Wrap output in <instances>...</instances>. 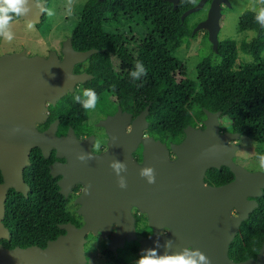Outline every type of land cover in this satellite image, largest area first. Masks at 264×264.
<instances>
[{
	"label": "water",
	"instance_id": "water-1",
	"mask_svg": "<svg viewBox=\"0 0 264 264\" xmlns=\"http://www.w3.org/2000/svg\"><path fill=\"white\" fill-rule=\"evenodd\" d=\"M167 1L176 8L178 0ZM204 1L200 0L183 12L182 18L198 10ZM221 1L212 0L207 18L197 25V28L208 30L214 51L219 41ZM39 3L40 7L45 6V0ZM28 6L32 14L26 19L39 23L43 13H39L34 0H28ZM97 51L95 48L77 51L68 38L63 43L62 59L57 57L55 50H50L48 56L28 55L25 48L0 54V239L10 238L9 229L3 223L8 189L13 188L24 196L30 189L23 170L30 163L32 147L38 146L47 156L46 150L53 146L58 156H66V162L50 165L53 177L62 175L57 181L61 194L67 196L74 182H82L84 189L88 188V192L84 193L83 189L76 199L81 203L79 212L84 216L80 227L70 222L59 224L65 233L47 240L44 247L32 244L9 248L0 242V264H87L83 244L89 230L100 229L105 237L116 222V231L109 244L111 249L122 245L125 237L135 238L134 217L130 212L133 205L149 211L150 224L155 230L141 240L139 254L159 244L161 254L191 245V249L203 252L210 264H264V244L255 257L234 261L228 255L229 244L240 223L258 206L251 197L262 195L264 171H250L232 160L237 146L226 142L240 133H219L220 110L204 108L203 128L186 125L183 139L171 142L168 147L160 139L143 136L149 125V105L133 119L119 107L98 123L105 127L108 140L105 153L97 156L89 151L93 142L91 134L78 140L69 127L67 135L58 137L55 135L58 120L43 131L38 130V124L47 118L46 102L54 105L67 92H72L75 84L86 81L90 75L74 73L73 66ZM129 125L131 129L126 131ZM140 143L143 146L141 163L132 156ZM170 149L177 155L172 161H169ZM89 153L92 159L87 158ZM80 156L85 159L80 160ZM114 160L126 165V171L119 174L126 181L124 189L118 186L119 177L110 167ZM221 164L231 169L234 178L218 186L204 185L205 169ZM147 167L154 169L153 184L140 175L141 169ZM232 209L235 215L231 214ZM170 216L176 219L174 232L166 237L157 236L155 218L170 221ZM157 240L161 241L154 242ZM168 241L172 242L171 249L164 247ZM149 243L154 245L148 247Z\"/></svg>",
	"mask_w": 264,
	"mask_h": 264
},
{
	"label": "trees",
	"instance_id": "trees-1",
	"mask_svg": "<svg viewBox=\"0 0 264 264\" xmlns=\"http://www.w3.org/2000/svg\"><path fill=\"white\" fill-rule=\"evenodd\" d=\"M49 1L45 0V6ZM45 14L39 24L44 22ZM252 15L250 9L243 10L236 30L244 32L259 28L257 37H242L239 41L228 37L220 39L217 50L212 48L196 63V77L190 79L177 54L190 33L183 29L178 7L172 8L167 0H86L72 29L74 47L107 49V39L101 36L106 32L107 20L110 19L109 23L117 20L121 26L136 22L152 33L136 47L157 48L161 52L160 81L155 86L130 83L114 88L98 84L95 78L89 79L57 101L49 120L58 117L61 125H72L78 134L90 132L92 109L85 110L74 96L83 98L85 89H93L102 114L115 109L117 104L136 114L149 105L147 133L168 143L182 139L186 125L201 122L205 118L204 108L220 110L219 118L226 116L229 119V124L224 127L256 142L258 156H264V56H261L264 25L259 26L258 21L254 23ZM16 19L14 17L12 21ZM133 32L132 27L130 33ZM106 49L92 54L88 63L93 57L104 54ZM44 126L45 123L40 125L41 128ZM30 160L23 171L24 180L30 186L28 195L13 188L7 191L3 223L9 229L10 238L0 240L5 247L43 246L61 232L59 223L71 219L66 211L68 200L58 192L38 148L32 149ZM216 173L208 171L209 182L222 183L232 178L227 168L218 181ZM258 202V207L241 222L229 245L228 255L234 261L255 257L264 243V189Z\"/></svg>",
	"mask_w": 264,
	"mask_h": 264
},
{
	"label": "flooded vegetation",
	"instance_id": "flooded-vegetation-1",
	"mask_svg": "<svg viewBox=\"0 0 264 264\" xmlns=\"http://www.w3.org/2000/svg\"><path fill=\"white\" fill-rule=\"evenodd\" d=\"M199 1L200 0H178L177 1L176 8L178 7V9L180 11L179 19L183 24V29L188 31V33L190 31L187 41L181 46V48L184 47L185 50L189 49L193 42H205V43H208V48L209 47L212 48V44L209 41L208 30L205 27L197 28V25L200 24L201 22H203L207 18L212 0H205L198 10L191 11L182 18L183 12H185L189 8H192L193 6H195ZM237 1L242 2V0H222L220 2V17H219L220 28H221L222 22L226 19L225 16H226L227 12H229V11L231 12L233 10H236ZM169 2L171 3L172 8H173V3L171 1H169ZM242 4H243V9L241 10V13L245 9H250L253 12L252 21L255 23L257 21L256 17L258 15L259 11L261 9H264V0H243ZM238 18H239V16H238ZM109 20H107L106 21L107 23H105L106 24V32L101 34V36H103L107 39V43H108L109 47L107 49L105 47L95 48L98 50L97 52L102 51L103 49H106V52L104 54L97 55V56L93 57V59L90 61V63H88L89 57L83 62L76 63L73 66V72L74 73L86 72L87 74L90 75V77L87 80L95 78L97 80L98 84L107 85L108 87H114V88L115 87H121V86H128V85H130V83L147 84V85H153V86L157 85V83L160 81L159 78H160V72L162 69V66L160 64H158L161 60L159 57L161 52L157 48H155V49L150 48V49L144 50L141 47H139V48L136 47L137 45L138 46L142 45V43L145 41L144 38L150 34L152 35V33H150V31H147L144 26H141V25L137 24L136 22L129 23L128 24L129 26H127V24L121 26L117 20L113 19L112 21H110V23H109ZM75 23H76V21L74 22V24ZM260 24L261 23H259V26H260ZM132 25H135L136 28H134L135 32L130 33V29L132 28ZM125 26L127 27L126 29H125ZM238 33H241L240 38L248 36L249 38L254 39L255 37H257V35L259 33V28L246 30L244 32H238ZM247 34H250V35H247ZM68 38H70L71 45L75 50H77V51L87 50V49H77L74 47V43H73V39H72V30H71L70 34L68 36H66V39H63L61 41L58 50L49 49L46 54H40V55L48 56L50 50H55L57 53V57L59 59H62V57H63V54H62L63 43ZM218 38H219V32H218ZM219 40H220V38H219ZM88 49H90V48H88ZM97 52H95V53H97ZM33 54H36V53H32V54H28V55H33ZM206 55H204V56H206ZM261 56H264V51L261 53ZM137 61L142 62L145 69L147 70V74L144 76H141L140 79H135L130 75V73L135 70V65H136ZM84 82H82V83H84ZM79 84H81V83L75 84L74 89L77 88L79 86ZM56 104H57V102L54 105L51 104L49 101L46 102L47 118L43 122L46 124V126L41 128L40 125L43 123L38 124V126H37L38 130L43 131V130L47 129V127L49 126V124L51 122H53L54 120H58V125H57V128L55 130V135H57L58 137H61V136L63 137L65 135H67L69 127H72L73 132L76 135L78 140H82L83 138H85L91 134V135H93V142L90 145L89 151L93 155H96V156L100 155L102 153H105V151L107 150V140H108V135H107V132L105 130V127L99 125L98 123L103 118H105L107 115L114 114L119 107L121 109V112H126V113L131 114L132 119L138 114V113L136 114V113L129 112L125 109H122L120 104H117L115 109L111 108L109 112L102 114L99 111V110H101V107L96 106V108L92 109V111L90 112L89 128L91 129V131L88 133H84V134H78V131L72 125L69 124L67 127H64L63 125H61L60 119L58 117H54L52 120H49L50 119L49 117L52 113L53 107H55ZM91 113H94L96 115L95 119L91 118ZM203 120L204 119H202V121L198 122L196 125H192V126L202 129L203 128ZM148 123H149V121H148ZM148 127H149V125H148ZM147 128L143 131V136H149V135L153 136V135L147 133ZM130 129H131L130 125L126 127V131H130ZM224 131H228L230 133L238 132V131H235V130H232L229 128H224V129L220 128L219 133L223 134ZM184 136H185V133H184V128H183V137ZM240 136H241V133L236 138H234V137L230 138L226 143L227 144H234L237 146V148L234 150L232 160L235 163H237V164L245 167L246 169H248L245 165H243V163H247V164L249 163L247 160L241 159L242 162H238V161L234 160V156L236 154H239V151H240V144L238 141V138ZM183 137H182V139H183ZM154 138L158 139L156 137H154ZM182 139H180L179 141H170L168 143L167 142H165V143L169 147V144L171 142L178 143ZM96 141L100 142V148L98 150L95 148ZM162 142H164V141H162ZM34 148L39 149L40 155L43 159V162L45 163V165L47 167L49 174H50V165L52 163H54V162L64 163L67 161L66 156H58L57 155V149H55L53 146L49 147L46 150L47 156H44L41 148H39L38 146H34L29 151L30 163H31V160H30L31 151ZM142 150H143V146L140 143V144H138L137 148L132 152V156L139 163L142 162ZM256 153H257V151H256ZM257 156H258V154H257ZM176 157H177L176 153H174L170 149L169 161H172ZM225 168H227L231 172L232 178L230 180H232L234 178V174L228 166H226L224 164H221L219 167L208 166L204 172V185L218 186V185H221V184H224V183L230 181V180H228L226 182L216 183L215 181L209 182V179L206 178L208 171L212 172V173H215V171H217V173H216L217 174V181L220 180L221 175L224 174ZM248 170H250V169H248ZM250 171H264V169L263 170L255 169V170H250ZM61 176H62L61 174H58L55 177H53L51 175V177L55 180L58 192H59L60 187H59L57 181L61 178ZM23 177H24V175H23ZM1 181H2V179L0 180V182ZM83 189H84V184L82 182H74L71 185L67 196H65L59 192L63 196L64 199L68 200L67 206H66V211L71 216V219H66L65 221H63L59 224L70 222V223L74 224L75 226L80 227L84 223V216L82 213L79 212V207H80L81 203L76 202V199L82 194ZM262 194H263V192H262ZM261 196H255V197L252 196L251 198H254L258 202V198ZM258 205H259V202H258ZM158 210H159L158 212L162 211L161 208H159ZM130 212H131L132 216L134 217L135 238L129 240L127 237H125V239L123 240V244L117 245L115 247V249L109 248V244H110V241L113 238L115 231H116V227H117L116 222H114L112 224V227L109 231V234H107L105 237H103V234H102L100 229H98L96 232L89 230L86 233V241L83 244V250L85 253V258H86L87 264H136L137 259L142 255V253L141 254L138 253V250H139V247L141 244V240L147 239L149 236H151L154 233L155 230H154L153 225L150 224V217H149V213H148L149 211L148 210L141 209V208L133 205L130 207ZM230 212H231V214L235 215L234 209H232ZM154 223H155L154 226L157 227V231L155 234L157 236L166 237V236L171 235L174 232V230H175L174 226H176V219L173 220V218L170 216V221H167L166 218L156 217ZM59 224H58V226H59ZM60 230H61V232L59 234L65 233L64 228H60ZM238 230H239V228H238ZM238 230H237V232H238ZM98 238L101 241V244L99 246L94 244L96 239H98ZM159 241H161V240H157L154 242H159ZM45 245H46V243L43 246H41V245L40 246L44 247ZM153 245H154L153 243H149L148 247H152ZM159 246L161 247L160 244H159ZM188 247L191 248V245H189Z\"/></svg>",
	"mask_w": 264,
	"mask_h": 264
},
{
	"label": "rangeland",
	"instance_id": "rangeland-1",
	"mask_svg": "<svg viewBox=\"0 0 264 264\" xmlns=\"http://www.w3.org/2000/svg\"><path fill=\"white\" fill-rule=\"evenodd\" d=\"M85 1L86 0H50L47 7L53 9L55 15L49 17L45 14V19L42 24H39L42 20L39 23H34L28 19L18 18L12 21L11 31L14 38L9 42L5 40L4 37L0 36V54L19 51L22 48H25L27 54H46L49 49L58 50L61 41L66 39V36L70 34V31L75 25L74 22L79 19L80 10ZM242 2L237 1L236 10L227 12L225 16L226 19L222 22L219 31L220 39L228 37L236 41L240 40L241 33L237 32L236 26L238 16L243 9ZM30 23L33 24V27L31 28L28 26ZM132 27L136 28L135 25H132ZM126 28L127 27L125 26V29ZM247 38L249 37L247 36ZM211 49L212 48L210 47L208 48V43L205 42H193L189 49L185 50L184 47L179 49L177 54L186 66L188 78L195 79L196 63L200 61L204 55L210 53ZM91 118L95 119L96 115L91 113ZM219 120L220 128L222 124V129L229 124V119L226 116L219 118ZM238 141L240 144V151L239 154L234 156V160L242 162L241 159H245L249 163H243V165L248 169L263 170L264 167L261 166L259 156H257L256 153L258 147L257 143L244 135H241L238 138ZM94 244L99 246L101 244L100 239H96Z\"/></svg>",
	"mask_w": 264,
	"mask_h": 264
},
{
	"label": "clouds",
	"instance_id": "clouds-1",
	"mask_svg": "<svg viewBox=\"0 0 264 264\" xmlns=\"http://www.w3.org/2000/svg\"><path fill=\"white\" fill-rule=\"evenodd\" d=\"M36 7L39 8V13L47 14L49 17L55 15L53 9L47 6L40 7L39 0H34ZM32 14V8L28 6V0H0V36L5 40L11 42L14 35L11 31V22L13 18L26 19V17ZM257 21L264 25V9H261L256 17ZM29 28L33 27V24L28 25ZM147 74L142 62L137 61L135 70L130 75L135 79H140L141 76ZM74 100L82 105L85 110L95 109L97 106L98 96L93 89H85L83 92V98L80 95L74 96ZM19 131V129H14ZM95 148H100V142L96 141ZM80 160H84L85 156L78 157ZM88 159H92V154H87ZM261 166L264 167V156L259 157ZM110 167L114 170L119 177L118 186L121 189L127 187L124 177L119 174L121 171H126V165L123 162L114 160L111 162ZM140 175L147 177L149 184L155 183L154 169L151 167L142 168ZM88 192V188L84 189V193ZM166 249H171L172 242L165 243ZM136 264H210L209 258L201 252L199 249H191L185 247L179 251H165L163 254L159 251V245L154 248L146 249L142 255L137 259Z\"/></svg>",
	"mask_w": 264,
	"mask_h": 264
}]
</instances>
